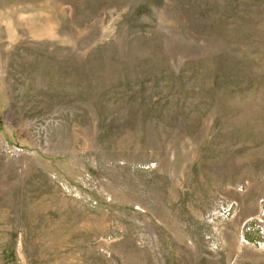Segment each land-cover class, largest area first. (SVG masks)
<instances>
[{"label":"rangeland","instance_id":"374dc122","mask_svg":"<svg viewBox=\"0 0 264 264\" xmlns=\"http://www.w3.org/2000/svg\"><path fill=\"white\" fill-rule=\"evenodd\" d=\"M0 264H264V0H0Z\"/></svg>","mask_w":264,"mask_h":264}]
</instances>
